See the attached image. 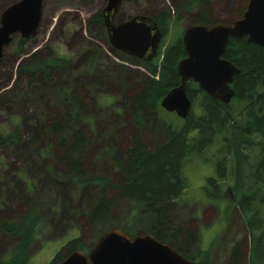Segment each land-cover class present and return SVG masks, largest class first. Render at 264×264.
<instances>
[{
	"label": "trees",
	"instance_id": "16d2710c",
	"mask_svg": "<svg viewBox=\"0 0 264 264\" xmlns=\"http://www.w3.org/2000/svg\"><path fill=\"white\" fill-rule=\"evenodd\" d=\"M219 1L178 0L175 11H180L182 16L175 14L172 17L170 9L151 15L162 41L150 61L135 59L118 51L122 60L134 61L142 70L136 72L137 80L125 102L124 112L133 132L119 158L115 147L110 146L106 150L114 160L117 174L94 173L85 166L90 141L83 124L92 126L94 138H100L101 133L85 103L81 86L75 81L70 82V74L62 85L54 83L52 87L44 128L52 137L53 146L47 152L52 147L55 149V161L62 171L64 184L69 188L73 186L71 190L83 205L78 214L84 217L85 229L97 228L98 238L109 229L119 228L120 223H128L127 227L120 229L131 237L135 233L134 236L150 234L185 258L197 264H209L213 245L201 250L197 243L198 249L193 252L196 234L192 228H186L178 216L184 212L179 200L188 188L185 166L193 157L201 159L209 147L214 148L212 164L215 176L207 178L203 192L215 204L227 200L230 194L231 202L223 207L222 213L226 218L235 208L248 234L247 241H239L232 247V264L243 261L246 247L247 264H264V48L249 44L246 39H230L223 58L240 72L231 85L235 96L229 104L209 98L196 83L188 82L186 92L192 108L184 125L178 128L159 117L160 101L179 86L176 67L186 57L181 41L185 28H179L168 42L166 37L173 33L174 26L179 27L186 16L191 26L221 23L213 10V4ZM244 1V6L236 12V19L246 9L248 0ZM87 23L89 29H97L98 32L104 29L101 13L93 15ZM105 37L107 40V34ZM28 42L14 36L4 49L0 65L9 50L15 57L26 54ZM48 52L47 59L36 52L31 55L30 63L19 65L29 77V82L45 79L56 71L63 76L68 73L69 60L61 54ZM33 91L40 90L34 87ZM142 129L156 135L153 148L146 144ZM19 142L21 133L18 126L0 130L1 145ZM26 204L28 206L20 208L14 221H0V236L7 237L11 243H8L6 254L0 257V264L29 262V250L37 239L41 220L36 202ZM122 206L130 209L126 219L121 217L124 213ZM137 217L143 219L141 225H136ZM138 227L143 228L137 230ZM85 248L82 237H75L50 264H58L75 250L85 252Z\"/></svg>",
	"mask_w": 264,
	"mask_h": 264
},
{
	"label": "rangeland",
	"instance_id": "374dc122",
	"mask_svg": "<svg viewBox=\"0 0 264 264\" xmlns=\"http://www.w3.org/2000/svg\"><path fill=\"white\" fill-rule=\"evenodd\" d=\"M16 1L0 0V15ZM177 1L122 0L114 22L126 21L134 16H151L165 9L172 10V17L175 14L182 16L180 11H175ZM244 2L221 0L214 3L216 19L221 23L234 21L237 10L244 6ZM104 6L105 0H47L37 34L26 45V54L15 57L9 50L0 65V130L18 126L21 133V142L0 144V221H14L21 207L25 209L29 201L36 202L41 220L40 231L29 250L28 264H50L67 242L75 237H82L86 253L99 239L97 228L85 229L84 217L78 214L83 205L71 190L73 186H65L62 171L55 161V149L52 147L47 152L53 146V139L47 135L45 128L47 105L53 95L54 83L62 85L70 74V82L75 81L81 86L95 126L100 129L101 137L96 139L92 126L90 128L88 123L83 124L90 141L85 165L88 171L117 174L114 160L106 150L110 146L115 147V154L119 158L133 132L124 109L128 92L137 80L135 74L142 69L134 61L122 60L117 50L112 51L113 47L105 37V28L100 32L88 28V19ZM189 25V18L183 17L179 27L174 26L173 33L166 37L167 42L179 28L186 29ZM49 50L69 60L68 73L63 76L56 71L45 79L29 82V77L20 70L19 65L30 63L31 55L36 52L47 59ZM34 87L40 91H33ZM159 117L178 128L184 125V120L162 109ZM143 135L146 144L153 148L156 135L144 131ZM215 151L209 147L201 159L193 157L185 166L188 188L179 200L184 212L178 219L181 218L183 225L192 228L196 234L193 252L198 249L197 243L201 250L208 249L212 244L209 264H232V247L239 241H247L248 234L235 208L226 218L222 213L223 207L231 202L230 194L227 200L215 204L203 192L207 178L215 176L212 164ZM121 209L124 211L121 217L128 218L130 209L126 206ZM137 218L139 221L136 223L135 220L136 225H141L143 219ZM120 225L117 229L127 227L128 223ZM8 243L11 244L7 237L0 236V257L9 250ZM243 254L240 264H247V247Z\"/></svg>",
	"mask_w": 264,
	"mask_h": 264
},
{
	"label": "water",
	"instance_id": "95a60500",
	"mask_svg": "<svg viewBox=\"0 0 264 264\" xmlns=\"http://www.w3.org/2000/svg\"><path fill=\"white\" fill-rule=\"evenodd\" d=\"M47 0H18L6 7L0 15V60L4 49L14 36L30 40L41 23L43 6ZM122 0H105L101 10L108 42L113 49L129 57L150 61L157 54L162 41L155 20L150 16H134L126 21L114 22ZM230 39H246L249 44L264 48V0H248L240 18L212 26L187 27L181 37L186 57L176 70L179 86L170 90L160 101L167 113L185 120L192 102L187 95L188 82L214 100L229 104L235 96L231 85L239 70L224 59ZM58 264H197L168 244L157 241L150 234L131 237L121 229L103 233L88 252L75 250Z\"/></svg>",
	"mask_w": 264,
	"mask_h": 264
},
{
	"label": "flooded vegetation",
	"instance_id": "af4514ba",
	"mask_svg": "<svg viewBox=\"0 0 264 264\" xmlns=\"http://www.w3.org/2000/svg\"><path fill=\"white\" fill-rule=\"evenodd\" d=\"M99 13H101V11L99 12ZM101 16H103L102 14H101ZM151 17V16H150ZM103 18V17H102ZM153 18V17H152ZM105 28V27H104ZM106 29V28H105ZM106 34H107V31H106ZM107 39H108V37H107ZM122 53V52H121ZM124 54V53H123Z\"/></svg>",
	"mask_w": 264,
	"mask_h": 264
}]
</instances>
